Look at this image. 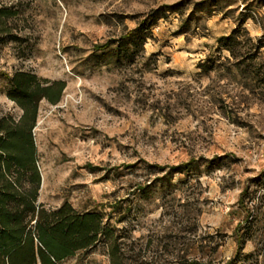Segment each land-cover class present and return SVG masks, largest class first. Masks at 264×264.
<instances>
[{
  "label": "rangeland",
  "instance_id": "1",
  "mask_svg": "<svg viewBox=\"0 0 264 264\" xmlns=\"http://www.w3.org/2000/svg\"><path fill=\"white\" fill-rule=\"evenodd\" d=\"M0 11V119L15 73L65 84L37 104V202L101 217L61 264H264V0Z\"/></svg>",
  "mask_w": 264,
  "mask_h": 264
},
{
  "label": "trees",
  "instance_id": "2",
  "mask_svg": "<svg viewBox=\"0 0 264 264\" xmlns=\"http://www.w3.org/2000/svg\"><path fill=\"white\" fill-rule=\"evenodd\" d=\"M11 84L8 96L22 114L16 123L0 119V264H61L103 234L95 213L81 214L68 204L48 209L37 202L40 179L32 139L37 104L58 102L65 84L42 85L19 72Z\"/></svg>",
  "mask_w": 264,
  "mask_h": 264
}]
</instances>
